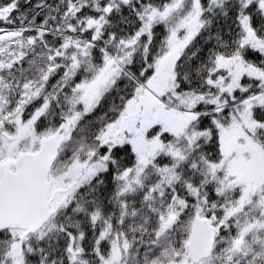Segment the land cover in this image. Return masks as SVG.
<instances>
[{
    "label": "snow or ice",
    "instance_id": "1",
    "mask_svg": "<svg viewBox=\"0 0 264 264\" xmlns=\"http://www.w3.org/2000/svg\"><path fill=\"white\" fill-rule=\"evenodd\" d=\"M0 264H264V0H0Z\"/></svg>",
    "mask_w": 264,
    "mask_h": 264
}]
</instances>
